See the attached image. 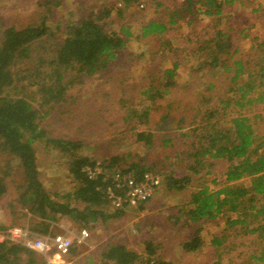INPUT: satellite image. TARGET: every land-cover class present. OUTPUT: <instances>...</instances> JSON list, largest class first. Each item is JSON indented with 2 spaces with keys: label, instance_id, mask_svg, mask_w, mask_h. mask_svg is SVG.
<instances>
[{
  "label": "trees",
  "instance_id": "trees-1",
  "mask_svg": "<svg viewBox=\"0 0 264 264\" xmlns=\"http://www.w3.org/2000/svg\"><path fill=\"white\" fill-rule=\"evenodd\" d=\"M180 1L185 2L184 8L188 12L193 13L198 3V8L206 15L217 19L205 33L182 36V41L186 38L183 41L186 43V47L183 45V52L194 50L198 55L206 52L204 57L198 59L196 68L202 71L210 62L215 67L216 74H228L230 85L227 94L230 96L221 99L219 103L222 104V110H227L232 105L238 107L231 111L225 125L220 124L219 119L213 120L219 108H206L201 112L204 117L201 121H205L206 130L200 136L203 140L202 149L199 148L193 154L195 161L197 163L209 156L211 159L224 160L227 168L220 188L204 186L192 193L187 216L197 227L191 238L183 243V247L186 251L193 252L203 246V225L226 216L227 212L236 214V218L226 216L228 226L238 225L241 233L264 239V132L259 133L252 124L251 116L242 112L244 109L254 108L255 117L264 118V64L251 70L246 69L242 59H232L239 53V48L234 46L228 30L219 26L224 18L223 8L233 3L232 0ZM164 4L166 3L161 0H103L78 19L50 22L61 1L43 0L38 6H44L45 10L42 13L37 11L39 18L21 25L0 22V198L13 192L10 180L16 168L20 175L18 181L12 180L17 194L8 202L12 221L9 223L0 220V233L18 225L36 234H46L53 232L51 225L58 217H66L84 227L99 220L116 217L130 208L125 205L126 207L116 208L114 213H109V206L112 205L109 189L122 194L116 188L114 175L120 171L140 179L146 171H154L152 166L136 162L125 164L124 161L121 162L120 156L98 162L95 158L80 154V142L48 136L47 131L40 126L39 107L61 104L70 95L74 85L83 82L85 78L103 77L123 55H135L133 60L136 61V58H146L148 54L151 60L158 57L157 60L160 59L163 65L165 61L169 65L155 67H160L161 74L155 76L160 81L159 85L151 79L150 87L142 95L155 103L154 111L164 108L163 101L176 85L179 60L183 55L178 48L180 42L177 41L175 46L176 43L172 41L175 38L166 36L177 34L173 27L179 24L181 16L172 12L142 22L140 33L132 31V27L124 22L118 28H112L116 20L125 18L126 11L133 6L145 9L155 7L158 10L157 7ZM243 36L247 37L248 34ZM140 37H157L162 41L157 50L145 48L139 53L127 50L129 44ZM262 42L260 46L264 45V40ZM260 61L264 62V52ZM245 74L246 77H243ZM208 87L213 89L215 84L210 82ZM213 95L204 94L205 102L212 101ZM127 100L130 101L129 98ZM165 109L167 115H163L161 120L168 119L175 111L170 105H166ZM151 110L147 106L143 114H140L145 117V122L148 121ZM194 110L199 114L198 106ZM129 113L130 116H138V110L134 108ZM225 116L227 115L223 114ZM179 117L178 122L183 123L187 119V113L184 111ZM152 138L150 132L137 133V139L145 140L147 144H152ZM40 140L59 147L69 156L68 171L76 182V187L63 196V201L56 198L57 193L52 196L40 179L35 147V143ZM97 167L101 171H96ZM88 170L96 172L91 175ZM166 179L168 187L178 190L184 189L189 181L187 176ZM242 179H248L249 186L241 184L239 181ZM146 202L138 206L140 210ZM248 217L254 218L256 224L250 225ZM222 244V238H213V246L220 247ZM77 251L78 246H72L67 255L78 257ZM102 258L106 264H174L171 260L159 257L152 242H146L145 255L121 243L111 244L102 252ZM254 258L263 262L264 250ZM0 264L48 263L41 253L5 239L0 241Z\"/></svg>",
  "mask_w": 264,
  "mask_h": 264
},
{
  "label": "rangeland",
  "instance_id": "rangeland-1",
  "mask_svg": "<svg viewBox=\"0 0 264 264\" xmlns=\"http://www.w3.org/2000/svg\"><path fill=\"white\" fill-rule=\"evenodd\" d=\"M60 1L61 5L50 22L78 19L93 6L100 5L103 0ZM232 1L233 3L223 8L224 18L219 26L228 30L234 46L239 48V53L232 59H242L246 69L256 70L264 64L260 61L264 45H259L260 42L263 44L264 40V0ZM40 2L42 4L43 0H0V22L21 25L33 21L45 10L44 6H38ZM161 2L166 4L157 7L158 10H155V7L145 9L133 6L126 11L125 18L116 20L112 28L116 29L124 22L132 27V31L140 33L142 22L172 12L181 16L179 24L173 27L177 34L166 36L175 38H172L175 46L177 41L180 42L178 48L183 55L179 60L176 85L163 101L164 108L154 111L155 103L142 95L143 91L150 87L151 79L159 85L160 81L156 77L161 74L160 67H155L163 65L160 59L157 60L158 57L151 60L148 54L146 58H136V61L133 60L135 55H123L103 77L85 78L83 82L74 85L70 95L61 104L39 107L40 126L47 131L49 137L80 142L78 152L95 158L98 162L112 156H120L121 162L124 161L125 164L136 162L152 166L162 178L160 186L142 210L139 207L126 208L123 214L84 227L66 217H58L53 221L52 233H65L67 230L77 232L81 228H87L90 233L87 244L78 246V257L66 255L60 259L51 256L55 264H106L103 263L105 260L102 258V252L109 245L119 243L145 255L146 242L153 243L159 257L175 264H264V261L259 262L254 258L264 250V239L241 233L238 225L231 227L226 224V216L236 218L235 212H227L226 216H220L211 224L203 225L201 234L204 245L199 249L189 252L183 247V243L191 238L197 227L187 216L192 193L204 186L220 188L227 168L224 160L211 159L209 156L197 163L195 161L193 154L199 148L202 149L203 140L200 136L206 130L205 121H201L204 118L201 112L206 108H219L213 120L219 119V123L225 125L231 111L237 110L238 107L232 105L227 110H222V104L219 103L221 99L230 96L227 94L230 85L228 74H216L215 67L211 66L210 62L204 66V70L199 71L196 68L198 59L204 57L206 52L199 55L194 50L183 52V45L186 47L183 41L186 38L182 41V36L205 33L217 19L206 15L198 8V3L192 13L184 8L183 1ZM244 34L248 36L244 37ZM133 41L127 50L139 53L145 48L157 50L162 39L140 37ZM168 65L165 61L163 66ZM243 77H246V74ZM210 82L215 84V88L208 87ZM210 93L214 94L212 101L206 103L204 94ZM166 105L172 106L175 111L167 117L168 119L161 120L163 115H167ZM147 106L152 109L148 116L149 122H145V117L140 116ZM196 106L200 108L199 114L194 110ZM132 108L138 110V116L129 115ZM184 111L187 113V119L179 123V116ZM242 112L251 116L252 124L259 133L264 132V118L255 117L254 108L244 109ZM223 114L227 116L223 117ZM178 126L182 128L177 129ZM195 128L198 129L194 131ZM140 131L152 133V144L137 139V133ZM183 132L189 133L183 135ZM167 139L171 141L166 142ZM35 147L40 179L52 196L57 193L58 200H65L63 196L76 187V182L68 171V154L46 140L37 141ZM166 176L172 179L187 176L189 181L184 189L178 190L168 187ZM19 178L16 168L10 180L13 192L0 198V220L9 223L12 221L8 202L17 194L12 180L18 181ZM239 182L249 186L248 179ZM115 211V207L109 206V213ZM248 220L250 225L256 224L254 218L248 217ZM15 227L22 228L18 225L12 228ZM214 237L222 238L223 244L220 247L212 245Z\"/></svg>",
  "mask_w": 264,
  "mask_h": 264
},
{
  "label": "built area",
  "instance_id": "built-area-1",
  "mask_svg": "<svg viewBox=\"0 0 264 264\" xmlns=\"http://www.w3.org/2000/svg\"><path fill=\"white\" fill-rule=\"evenodd\" d=\"M96 171H101L99 167ZM95 170H88L94 175ZM161 175L155 171H146L142 178L136 179L132 174H122L117 171L114 175L116 188L121 190L122 194H116L111 188L109 189V198L115 208L127 207L136 208L153 197L157 188L161 184ZM90 233L87 228H81L77 232L69 231L65 233L36 234L27 229L15 227L7 232L0 233V241L8 239L31 248L45 256L48 264H55L51 256H66L71 247L87 244Z\"/></svg>",
  "mask_w": 264,
  "mask_h": 264
},
{
  "label": "crops",
  "instance_id": "crops-1",
  "mask_svg": "<svg viewBox=\"0 0 264 264\" xmlns=\"http://www.w3.org/2000/svg\"><path fill=\"white\" fill-rule=\"evenodd\" d=\"M174 264H175V262H174Z\"/></svg>",
  "mask_w": 264,
  "mask_h": 264
}]
</instances>
